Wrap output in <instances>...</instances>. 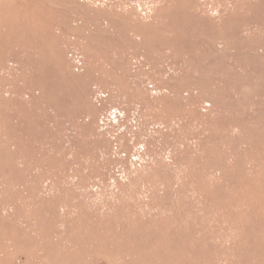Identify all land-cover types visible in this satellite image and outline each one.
Returning <instances> with one entry per match:
<instances>
[{"label": "rangeland", "instance_id": "374dc122", "mask_svg": "<svg viewBox=\"0 0 264 264\" xmlns=\"http://www.w3.org/2000/svg\"><path fill=\"white\" fill-rule=\"evenodd\" d=\"M0 264H264V0H0Z\"/></svg>", "mask_w": 264, "mask_h": 264}]
</instances>
